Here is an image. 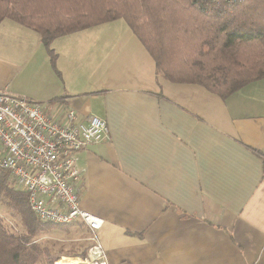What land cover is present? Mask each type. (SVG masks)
<instances>
[{
	"label": "crops",
	"instance_id": "crops-1",
	"mask_svg": "<svg viewBox=\"0 0 264 264\" xmlns=\"http://www.w3.org/2000/svg\"><path fill=\"white\" fill-rule=\"evenodd\" d=\"M118 21L54 39L53 66L36 32L4 19L0 89L105 119L108 137L75 157L107 264H264V78L224 100L169 82L130 29L108 30Z\"/></svg>",
	"mask_w": 264,
	"mask_h": 264
},
{
	"label": "trees",
	"instance_id": "trees-1",
	"mask_svg": "<svg viewBox=\"0 0 264 264\" xmlns=\"http://www.w3.org/2000/svg\"><path fill=\"white\" fill-rule=\"evenodd\" d=\"M4 19L36 32L53 66L54 39L123 19L169 82L197 84L224 100L264 78V0H0ZM12 180L0 170V198L24 230L0 214V264H45L52 251L37 234L63 225L41 222Z\"/></svg>",
	"mask_w": 264,
	"mask_h": 264
},
{
	"label": "built area",
	"instance_id": "built-area-1",
	"mask_svg": "<svg viewBox=\"0 0 264 264\" xmlns=\"http://www.w3.org/2000/svg\"><path fill=\"white\" fill-rule=\"evenodd\" d=\"M107 129L97 115L82 120L69 106L55 108L0 89V170L9 172L14 185L27 194L29 209L41 222H79L87 229L89 244L84 256H75L78 264H107L96 233L103 220L79 204L76 183L81 173L75 157L88 145L103 142Z\"/></svg>",
	"mask_w": 264,
	"mask_h": 264
},
{
	"label": "rangeland",
	"instance_id": "rangeland-1",
	"mask_svg": "<svg viewBox=\"0 0 264 264\" xmlns=\"http://www.w3.org/2000/svg\"><path fill=\"white\" fill-rule=\"evenodd\" d=\"M121 24H116V25H109L110 28H108L109 31H117L121 30L122 32H130L129 28L126 26V23L123 19H118ZM123 24V25H122ZM119 25V26H118ZM118 26V27H117ZM123 26V27H122ZM124 29V30H123ZM13 183V180H12ZM14 185V183L12 184ZM15 188L19 189L16 185H14ZM21 191V190H20ZM3 198H0V214L5 218V221L7 223L13 224L18 228L19 231H23L24 228L21 223H19L18 218L14 215L16 212L14 210L9 209L4 203H3ZM14 213V214H13ZM55 225V224H54ZM67 226V225H63ZM80 234L74 229V228H69V229H62L59 227H55L52 229H48L46 231H42L39 234H37V241L38 243L44 244L46 247H49L52 252H49V257L51 261L47 260L45 264H52L53 259L55 260H67V259H75V254H67L66 249L69 248L71 241L75 240L76 238H79ZM71 240V241H69ZM78 242H85L86 238L84 239H76ZM74 248V246H73ZM59 249L62 251L59 252ZM87 249V248H86ZM86 249L84 250L86 252ZM57 258H56V257ZM81 257V256H79Z\"/></svg>",
	"mask_w": 264,
	"mask_h": 264
},
{
	"label": "bare ground",
	"instance_id": "bare-ground-1",
	"mask_svg": "<svg viewBox=\"0 0 264 264\" xmlns=\"http://www.w3.org/2000/svg\"><path fill=\"white\" fill-rule=\"evenodd\" d=\"M75 259H67V260L58 259V261L56 260V264H78V259L77 260Z\"/></svg>",
	"mask_w": 264,
	"mask_h": 264
}]
</instances>
